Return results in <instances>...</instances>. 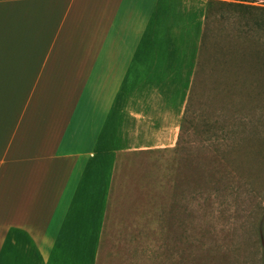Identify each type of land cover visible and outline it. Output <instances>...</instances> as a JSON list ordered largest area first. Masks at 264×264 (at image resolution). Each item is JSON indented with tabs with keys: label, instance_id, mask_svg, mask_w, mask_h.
I'll return each instance as SVG.
<instances>
[{
	"label": "rangeland",
	"instance_id": "1",
	"mask_svg": "<svg viewBox=\"0 0 264 264\" xmlns=\"http://www.w3.org/2000/svg\"><path fill=\"white\" fill-rule=\"evenodd\" d=\"M241 1H157L101 132L92 264H264V83L242 59L264 34Z\"/></svg>",
	"mask_w": 264,
	"mask_h": 264
},
{
	"label": "crops",
	"instance_id": "2",
	"mask_svg": "<svg viewBox=\"0 0 264 264\" xmlns=\"http://www.w3.org/2000/svg\"><path fill=\"white\" fill-rule=\"evenodd\" d=\"M157 1L0 0V264H70L55 241Z\"/></svg>",
	"mask_w": 264,
	"mask_h": 264
},
{
	"label": "trees",
	"instance_id": "3",
	"mask_svg": "<svg viewBox=\"0 0 264 264\" xmlns=\"http://www.w3.org/2000/svg\"><path fill=\"white\" fill-rule=\"evenodd\" d=\"M211 2L206 4L209 9ZM247 23L264 34V8L233 4ZM245 28V27H244ZM245 68L256 75L258 83H264V54L260 52L242 58ZM95 149L87 162L83 175L73 195L67 215L55 241V248L69 259L70 264H92L93 250L100 228L102 210L109 179L111 160L102 145Z\"/></svg>",
	"mask_w": 264,
	"mask_h": 264
}]
</instances>
